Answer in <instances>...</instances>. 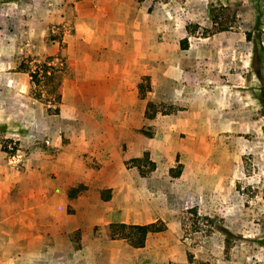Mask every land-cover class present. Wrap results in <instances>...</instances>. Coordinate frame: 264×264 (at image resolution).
I'll return each mask as SVG.
<instances>
[{"label": "rangeland", "instance_id": "374dc122", "mask_svg": "<svg viewBox=\"0 0 264 264\" xmlns=\"http://www.w3.org/2000/svg\"><path fill=\"white\" fill-rule=\"evenodd\" d=\"M75 1L0 0V55L14 53L19 65L33 66L55 55L52 44L75 45V52L62 53L70 58L63 76L82 87L79 98L73 96L75 88L68 89L53 114L47 111L41 85L16 95L14 88L7 86L9 93L0 84V196L20 208L47 201L63 213L49 221V235L42 242L31 232L17 233L15 243L7 235L0 238V263L30 261L26 251L46 242L48 250L93 249L96 264H264V77L260 82L254 74L258 69L264 74V0H127L123 12L133 27L123 25V58L129 61L119 67L123 75L87 63V48L111 42L107 34L91 43L76 36ZM96 13L95 20L104 21L98 17L104 14L101 6ZM144 25L149 28L143 30ZM157 55L159 63L151 65ZM80 56L84 63L76 65ZM134 60L141 64L131 65ZM115 77L127 83L129 115L115 99L109 105L104 95L93 96L96 108L88 103L93 87L103 92ZM139 84L146 89L144 98L155 97L148 102L160 113L181 110L176 127L168 129L164 115L141 117ZM41 90L45 104L36 99ZM123 119L133 122L123 129L120 147L125 172L105 173L110 188L101 187L104 173L78 172L69 178L53 168L43 177L27 173L31 152L73 153V143L82 139L87 145L76 156L91 169L101 168L89 152L91 139L98 133L118 138L121 131L95 129L92 123ZM144 152L158 164L153 176L137 168L148 171L149 164L134 161ZM169 168L178 176L171 177ZM79 179L86 184L74 206L65 204L64 187ZM106 213L112 221H163L166 229L149 234L146 248L136 256H123L122 247L112 257L103 230ZM63 260L73 261L54 257L57 264Z\"/></svg>", "mask_w": 264, "mask_h": 264}, {"label": "crops", "instance_id": "0c3cea01", "mask_svg": "<svg viewBox=\"0 0 264 264\" xmlns=\"http://www.w3.org/2000/svg\"><path fill=\"white\" fill-rule=\"evenodd\" d=\"M100 6L102 7V10L104 12L103 16L101 14L98 16L99 18H104V21L101 20H95L97 17L96 13L100 9ZM127 7V0H76L73 4V10H72V18H73V25H74V31L76 36L82 37L81 39L86 40V42L91 43L93 41L100 42L104 37V35L107 34V38L111 43L99 44L98 48L95 47H89L85 48V50L88 52V61L89 64H95L100 67H104V72L111 73V74H121L123 75V69L119 67H123L124 64H129V61L123 58V25L124 27L129 30L130 27H133L132 24H129L128 22V16L126 12L124 11V8ZM90 19H94L93 22ZM97 19V18H96ZM148 26L144 25L143 30L146 29ZM149 28V27H148ZM158 26L154 27V33L156 34L158 31ZM172 30V29H171ZM174 31V28L173 30ZM84 36H83V35ZM65 40L63 39V42ZM158 42L154 41L152 43L153 49H159ZM72 46V47H71ZM67 43V46L64 45L59 46L57 44L51 45V54H59L63 53L64 49L66 53L69 55L70 53L75 52L79 48L74 47L75 45H71ZM136 48H134L135 50ZM53 55V56H55ZM64 57L65 55L62 54ZM79 55V54H78ZM12 56V59L9 61L8 58ZM2 59V60H1ZM70 58L66 57L64 58L65 64L66 60L68 61ZM82 57L80 56L79 59L76 61V65L83 64ZM0 84L3 85V87L10 92H12V89L7 88V86H11L14 88V94L16 95H22L26 92V90L31 87L33 88L34 85L30 82V77L27 73H24L22 71L17 70V67L19 63H17V57L13 53V55H0ZM151 65L158 64L159 57L152 56L151 57ZM9 62L8 64H6ZM83 62V63H81ZM141 64L140 61L134 60L131 61V65ZM150 64V63H149ZM112 68V69H111ZM8 70V71H6ZM80 81L71 80L70 78H67L63 76L62 78V93H61V99L60 101L63 102L64 97L66 96V92L68 89H72L75 91L73 93L74 97L79 98L82 87L79 84ZM95 85V84H94ZM127 86V83L123 81L122 77H115L114 80H107L104 91L101 92L102 88L99 89V91L96 93L94 91V87L92 88V91L90 92V97L87 98L89 100L90 106L93 108L99 106V102L95 100L94 95H97L99 97L106 96L108 97V104H110L111 100L115 99V103L119 105L123 113L129 115V109L131 108V103L128 102V100L125 97V87ZM108 90V91H106ZM139 94V93H138ZM105 98V97H104ZM168 98L170 99L169 95ZM37 99V98H36ZM142 99V105H141V117H144V111L146 104L148 101L154 102L155 97L147 95L145 98L143 96ZM175 100L176 97H173ZM39 102H42L41 100L37 99ZM156 101H160L159 99H156ZM45 104L44 102H42ZM174 104H176L175 101H173ZM47 106L48 111V105ZM58 104V109H59ZM76 108V107H75ZM59 112V110H58ZM57 112V113H58ZM74 112V111H73ZM53 113V114H57ZM171 113V111H170ZM164 115L163 117L168 120V126L170 129L171 126H177V115L180 116L181 110H175L172 112V114L169 113H160L157 111L156 115ZM154 116V117H155ZM153 117V118H154ZM171 117H174L173 121ZM147 119V118H145ZM179 123V122H178ZM133 122L132 120L128 121L127 119H123L119 121L118 123H101V122H95L92 123V128L95 129L103 128V129H120L121 133H119L118 138H113L112 136L109 137V134L104 137L101 133H98L95 135L93 139H91L92 143L90 144L89 152L92 153L94 158L96 159V162L99 163L102 167L99 169H91V167H87V165L82 161L81 158L76 156L77 152H83V150L87 145V140L82 139L81 141H76L75 144L73 143V153H58L55 156H51L48 154V152L44 151H33L30 154V162L32 163L31 169L27 171V173H40V176L43 177L46 175V173L51 170L52 168L54 172L61 173L62 176L69 178L74 177L75 173H104V181L101 182L102 188L109 187L110 186L106 183V178L109 176L105 173H124L123 170V152L121 151L120 147L123 144V129L127 130L128 128H131ZM179 124H183L182 121H180ZM182 127V126H180ZM178 127V128H180ZM101 129V130H103ZM100 130V129H99ZM88 139V138H87ZM86 144V145H84ZM58 144H56L57 146ZM66 148V150H68ZM145 153V152H144ZM143 153V154H144ZM147 153V152H146ZM142 154V155H143ZM141 157V156H140ZM149 159L155 163V167L153 170H151V175H155L158 170V164L151 156H149ZM65 158L64 160H62ZM139 158V157H137ZM61 162H64L62 165ZM40 164V168L37 166ZM171 169V168H169ZM45 173V175H43ZM167 173V172H166ZM169 173V170H168ZM110 175V174H109ZM171 176V174L169 173ZM173 177V176H171ZM154 178V177H153ZM123 180V179H122ZM87 181V180H86ZM85 185V179H79L78 183L76 184H68L64 187V196L66 204L69 203L70 205L74 206V198L77 196L80 192L75 194L72 197H68V190L73 187H77L78 185ZM77 185V186H75ZM120 185H123V182H120ZM108 197L106 198V200ZM104 200V201H106ZM24 208H20L21 206L16 205L15 203L6 202L5 198H1L0 196V238L7 235V241L9 242H16V235L20 232H31L35 235H38L40 237V242L45 239L49 235L48 233V226L49 221H52L54 217L59 214L62 216V211H57L54 207H52L50 204H48L47 201L39 202V203H24ZM108 209L110 207L109 203H107ZM105 207V206H104ZM7 210L8 213L2 214L1 211ZM107 215V216H106ZM103 217V230L105 233V226L109 223H125V224H148L153 223L150 221H147L146 223H127L125 220H123V217L120 218L117 221H112L110 219L109 213H106ZM51 219V220H49ZM163 222V221H162ZM165 224V223H164ZM78 225V224H77ZM166 225V224H165ZM77 228H79L77 226ZM106 236V233H105ZM149 236V235H148ZM148 236L145 240V245L141 248H133L129 246V244L124 239H114V240H108L110 242V245L112 247V250L109 252V255L112 257H117L118 254H120L119 249L123 247V256L125 254H134L136 256L141 250H144L148 243ZM107 237V236H106ZM95 250L93 249H79L72 250V251H56V250H48V246L46 242L42 246H39V249L36 251H26V255L28 256V259H31L30 261L25 260L23 264H57V261L54 262V257L59 258H71L73 261H61V264H96V261L94 259L95 257ZM8 256H15L16 255H8ZM75 259V261H74ZM18 263V262H17ZM15 263V264H17ZM1 264V263H0Z\"/></svg>", "mask_w": 264, "mask_h": 264}, {"label": "trees", "instance_id": "16d2710c", "mask_svg": "<svg viewBox=\"0 0 264 264\" xmlns=\"http://www.w3.org/2000/svg\"><path fill=\"white\" fill-rule=\"evenodd\" d=\"M254 30H259L254 27ZM245 38L247 41L250 40V33H245ZM186 42V41H185ZM62 47V46H61ZM183 48H186V43H183ZM64 56L59 53L55 56H47L43 61H37L30 65H24L21 63L19 65V70L27 73L30 77V82L34 86L42 87L44 90L45 99L48 103H53L55 105L54 109L48 107V111L53 113L58 112V104L60 103L61 93H62V78H63V68L65 64ZM260 82L263 81L264 74L261 69H258L255 73ZM42 90L38 91L35 95L39 100L42 99ZM138 91L141 98H143L146 89L139 84ZM45 102V103H47ZM263 105V101L260 102ZM157 110L154 104L148 102L145 107L144 117L151 119L155 116ZM135 162H145L149 164L150 168L148 171L143 170L140 166H137L139 172L144 175L154 169V163L149 159L148 154L145 152L141 157L134 159ZM169 173L173 177L178 176V172H175L173 168L169 169ZM83 189V185H78L77 187L70 188L67 192L68 197H72ZM105 233L108 239H124L129 246L133 248H141L145 245L146 237L152 233H159L166 229V225L162 221H156L148 224H125V223H109L105 227ZM168 264H173L169 262Z\"/></svg>", "mask_w": 264, "mask_h": 264}]
</instances>
